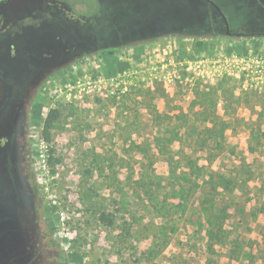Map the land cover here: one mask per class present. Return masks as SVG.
Returning <instances> with one entry per match:
<instances>
[{
    "label": "rangeland",
    "instance_id": "rangeland-1",
    "mask_svg": "<svg viewBox=\"0 0 264 264\" xmlns=\"http://www.w3.org/2000/svg\"><path fill=\"white\" fill-rule=\"evenodd\" d=\"M260 55L264 0H0V117L30 143L0 264H264V83L229 72Z\"/></svg>",
    "mask_w": 264,
    "mask_h": 264
},
{
    "label": "flooded vegetation",
    "instance_id": "flooded-vegetation-1",
    "mask_svg": "<svg viewBox=\"0 0 264 264\" xmlns=\"http://www.w3.org/2000/svg\"><path fill=\"white\" fill-rule=\"evenodd\" d=\"M213 7L218 11V13L221 14L225 24L226 33L228 29L230 30L226 16L220 7L214 4ZM231 33L236 34L233 32ZM240 33L244 34L243 32ZM0 112L6 115H10L11 113V111L9 112L8 105L0 107ZM28 132L29 122L27 111L18 110L14 119L11 121H7V118L4 116L0 117V208L7 210V201L10 200L12 203V195L15 194L17 196V180L19 178L18 176L20 175L22 199H25L23 208L27 214H29L28 211L30 210L28 202L30 184L28 158V148L30 147V143ZM27 220L30 222L29 215ZM31 255L33 257L36 256L37 258L35 259H38L41 256L40 249L37 250V254L35 252H31Z\"/></svg>",
    "mask_w": 264,
    "mask_h": 264
},
{
    "label": "trees",
    "instance_id": "trees-1",
    "mask_svg": "<svg viewBox=\"0 0 264 264\" xmlns=\"http://www.w3.org/2000/svg\"><path fill=\"white\" fill-rule=\"evenodd\" d=\"M59 117V110L58 108H52L49 110L48 114H47V117L45 119V122H44V129H43V138L45 141L47 142H50L51 141V127L53 126V124L55 123V121L58 119ZM198 125L197 124H191L188 126V128H190V133L189 135L190 136H197L196 139H194V143L196 146L198 143V145L200 144L201 147H205V145H207L209 142L207 140V138H205L204 136L201 137L200 136V133H202V129H198L197 128ZM203 127H208L209 131L211 132V136L210 137H216L215 134H218L220 132V134H218V136H220L221 138L223 137V132H224V129H225V126H222V128L220 129H216L214 127V125H204ZM213 141H215L217 144H220L222 143L220 139H212ZM220 140V141H218ZM190 144V143H189ZM189 147H192L191 145H189ZM51 150V149H50ZM49 160V165L51 167H54L56 165V163L58 162V158H54V157H49L48 158ZM53 171H54V168H53ZM99 220L107 227H110L112 226L114 223H115V217H114V214L110 211H107V210H102L99 214Z\"/></svg>",
    "mask_w": 264,
    "mask_h": 264
},
{
    "label": "built area",
    "instance_id": "built-area-1",
    "mask_svg": "<svg viewBox=\"0 0 264 264\" xmlns=\"http://www.w3.org/2000/svg\"><path fill=\"white\" fill-rule=\"evenodd\" d=\"M229 72L234 77H243L245 85L249 81L264 83V55L236 56L230 65Z\"/></svg>",
    "mask_w": 264,
    "mask_h": 264
},
{
    "label": "water",
    "instance_id": "water-1",
    "mask_svg": "<svg viewBox=\"0 0 264 264\" xmlns=\"http://www.w3.org/2000/svg\"><path fill=\"white\" fill-rule=\"evenodd\" d=\"M227 34H229V35H231L232 33L230 32V30L228 29L227 30V32H226ZM236 34H240V33H236Z\"/></svg>",
    "mask_w": 264,
    "mask_h": 264
}]
</instances>
